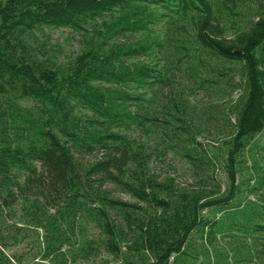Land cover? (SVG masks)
<instances>
[{"label":"trees","instance_id":"obj_1","mask_svg":"<svg viewBox=\"0 0 264 264\" xmlns=\"http://www.w3.org/2000/svg\"><path fill=\"white\" fill-rule=\"evenodd\" d=\"M263 133L264 0H0V264H264Z\"/></svg>","mask_w":264,"mask_h":264},{"label":"rangeland","instance_id":"obj_2","mask_svg":"<svg viewBox=\"0 0 264 264\" xmlns=\"http://www.w3.org/2000/svg\"><path fill=\"white\" fill-rule=\"evenodd\" d=\"M81 36L69 29L59 28H45L43 34H38V43L41 44L49 54L56 53L60 61H64L68 58L73 57L80 50ZM183 82V80L181 81ZM236 92L233 95L235 97ZM190 103L195 106H201L204 103L213 100L209 94L204 91H197L190 97ZM230 101L228 98L224 101H219L222 108L229 106ZM227 113V112H226ZM228 114V113H227ZM226 118L233 122V118L228 114ZM225 134L211 132H205L200 138L203 146L209 151V156L212 153H218V162L215 164L213 171H210L211 176L217 182L225 183L226 174L223 168V157H220V152L223 148L225 141ZM258 142H264V133L259 135L257 138ZM175 170L179 171L180 166L178 160L173 161ZM182 171V170H180ZM177 179L182 182L186 179L183 173H177ZM126 200L127 196H123ZM41 231H35V229L29 226H24L20 230L16 231V241L9 242L6 248V254L11 256L14 260L19 261V264H35L38 260V253L42 245ZM110 258H107L104 254L101 257L93 258L88 261L77 260L71 264H110Z\"/></svg>","mask_w":264,"mask_h":264}]
</instances>
